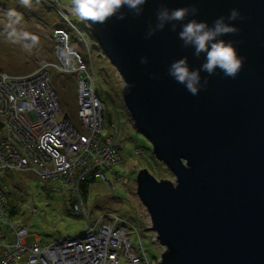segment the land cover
Returning a JSON list of instances; mask_svg holds the SVG:
<instances>
[{"label":"water","instance_id":"water-1","mask_svg":"<svg viewBox=\"0 0 264 264\" xmlns=\"http://www.w3.org/2000/svg\"><path fill=\"white\" fill-rule=\"evenodd\" d=\"M161 3L194 4L199 13L185 22L239 10L237 33L222 37L242 58L237 76L217 71L195 96L170 77L173 61L198 68L203 57L182 46L179 26L145 38ZM122 11V20L86 23L122 79L128 119L174 176L136 173L146 229L163 250L158 264H264V0H148L140 17Z\"/></svg>","mask_w":264,"mask_h":264},{"label":"built area","instance_id":"built-area-1","mask_svg":"<svg viewBox=\"0 0 264 264\" xmlns=\"http://www.w3.org/2000/svg\"><path fill=\"white\" fill-rule=\"evenodd\" d=\"M59 1L54 0L60 12ZM71 12L70 8L67 13ZM60 16L68 22L65 14ZM71 29L84 40L76 27ZM54 38L52 62L41 59L38 68L26 75L0 72V174H36L49 193L63 189L47 185L49 181L67 185L76 199L73 210L87 220V229L80 236L59 237L40 246L25 244L26 229L8 222L13 241L0 232V264H117L122 258L127 264H149L142 240L136 251L129 240L132 229L139 238L136 227L114 213L102 214L92 224L86 214L79 186L87 180L105 181L102 170H110L118 162L120 123L110 122L106 115L89 49L87 62L70 48L78 42H72L64 28L55 29ZM48 69L75 77L76 126L69 116L57 117L60 108ZM106 121L110 122L109 138L102 136ZM4 194L0 190V225L6 224Z\"/></svg>","mask_w":264,"mask_h":264},{"label":"rangeland","instance_id":"rangeland-1","mask_svg":"<svg viewBox=\"0 0 264 264\" xmlns=\"http://www.w3.org/2000/svg\"><path fill=\"white\" fill-rule=\"evenodd\" d=\"M57 2V1H56ZM58 3V2H57ZM54 0H0V72L20 76L30 74L38 68L41 59L52 62L55 44L54 30L64 28L73 41L70 48L78 51L88 62L87 48L93 58V69L97 75L96 90L105 102V111L110 122L116 124L117 111L121 122L119 161L110 170H104L105 181L95 180L88 186L85 206L86 214L94 224L102 214H116L138 229L130 231L129 240L136 251L142 240V250L149 264H158L162 248L155 244L154 234L147 230L150 218L146 209L136 196V173L145 168L149 174L159 180L174 183V176L159 163L151 153V144L135 131L123 108L122 91L124 84L116 69L104 56L91 32L71 8V0H60L62 11H57ZM67 8V9H66ZM63 13L67 16L65 21ZM71 24V25H70ZM78 29L84 40L73 31ZM87 43V46H85ZM87 47V48H86ZM51 88L57 93L60 112L68 114L72 124L77 125L76 91L74 76L60 75L56 70L48 69ZM110 122L106 121L103 137L109 138ZM54 188L61 187L57 193H45L44 183L31 173L8 172L0 174V190L6 197L4 218L5 225H0V232L13 241V234L8 226L20 224L28 232L25 244L36 243L40 246L55 239L80 236L87 229V220L77 218L70 209L73 193L62 182L46 183ZM11 208L14 214L10 213ZM75 213V212H74ZM140 239V240H139ZM117 264H127L122 258Z\"/></svg>","mask_w":264,"mask_h":264},{"label":"clouds","instance_id":"clouds-1","mask_svg":"<svg viewBox=\"0 0 264 264\" xmlns=\"http://www.w3.org/2000/svg\"><path fill=\"white\" fill-rule=\"evenodd\" d=\"M147 3L148 0H71V9L82 22L85 21L84 25L91 32V28L86 22H89L90 25L103 24L112 17L122 20L125 18L122 9H127L134 17H140ZM198 13L199 9L194 4L183 8L170 9L166 4L161 3L160 7L156 9L155 23H149L145 34V38L148 39L157 32L163 31L166 27L176 31L177 26H179L178 38L181 40L182 46L191 48L193 55L197 58L202 56L203 60L198 68L191 67L187 57L175 60L168 67V75L178 84L183 85L193 96L198 95L201 90L207 87L208 77L214 75L217 71L226 77L235 78L242 66V58L238 56L232 41H226L222 38L237 33L238 29L233 22L242 19L239 10L231 9L227 17H218L211 24L196 19H188L185 22L186 17H195ZM85 46H87V43H85ZM147 62L144 57L140 60L141 64H147ZM202 73H206V75L202 76ZM65 115L69 116L68 114ZM118 122L121 130V122L117 113L116 124ZM119 148L120 143L118 153ZM154 242L156 244L155 239Z\"/></svg>","mask_w":264,"mask_h":264},{"label":"trees","instance_id":"trees-1","mask_svg":"<svg viewBox=\"0 0 264 264\" xmlns=\"http://www.w3.org/2000/svg\"><path fill=\"white\" fill-rule=\"evenodd\" d=\"M104 170H102V172H103ZM92 182H94L93 180H87L86 182H83L82 184H80V186H79V194H80V199L83 201V203H84V206H85V203H87L86 202V197H87V191H88V186L90 185V183H92ZM71 193H73V195L71 196V200H70V209H69V211H67L68 213H71V212H73V214L77 217V218H80V216H82L81 214H79V213H76L75 212V210H73V206H74V203H75V201H76V199H75V197H74V192L73 191H71ZM85 207H87V204H86V206ZM75 212V213H74ZM10 213H12V214H14V210H13V208H11V211H10Z\"/></svg>","mask_w":264,"mask_h":264},{"label":"bare ground","instance_id":"bare-ground-1","mask_svg":"<svg viewBox=\"0 0 264 264\" xmlns=\"http://www.w3.org/2000/svg\"><path fill=\"white\" fill-rule=\"evenodd\" d=\"M58 113L59 114L57 115V117H62L64 115L63 113L60 112V110H58Z\"/></svg>","mask_w":264,"mask_h":264}]
</instances>
